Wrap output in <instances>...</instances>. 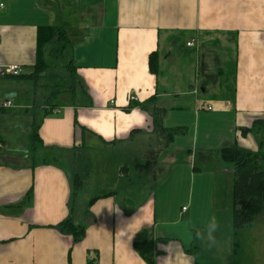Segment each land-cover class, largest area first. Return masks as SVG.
<instances>
[{
  "label": "crops",
  "instance_id": "1",
  "mask_svg": "<svg viewBox=\"0 0 264 264\" xmlns=\"http://www.w3.org/2000/svg\"><path fill=\"white\" fill-rule=\"evenodd\" d=\"M43 27L65 30L79 83L45 106L38 126L42 144L38 150L32 145L36 154L16 151L4 155L10 159L6 162L0 156V264H195L173 235L183 221L173 206L180 195L178 172L169 174L159 207L158 186L163 185L158 174L151 179L154 193L132 197L126 172L121 190L111 188L87 200L77 198L69 154L96 140L129 148L154 138L152 117L130 109L132 98L154 100L165 110L163 127L181 131L164 150L157 142L137 172L158 168L174 150L176 159L185 157L177 162L188 166L184 180L194 182L211 169L215 180L227 172L233 183L234 167L222 160V149L236 146L264 154V0H0V76H9L4 71L15 65L20 78L24 74L35 81L37 34ZM179 37L194 54V86L183 93L160 91L161 69L175 56ZM192 40L197 42L188 48ZM20 90V83L0 82V103L5 102L1 95L16 97ZM180 98L188 101L178 104ZM204 103L211 109L204 110ZM187 120L194 123L193 132ZM201 121L205 138L199 143ZM190 132L193 149L178 147ZM4 142L0 139V145ZM46 148L57 149L52 162L44 155ZM181 205L188 208L191 223L198 202L189 197ZM67 219L86 226L80 242L57 228ZM144 230L148 236L141 235ZM136 242H146L145 256Z\"/></svg>",
  "mask_w": 264,
  "mask_h": 264
},
{
  "label": "rangeland",
  "instance_id": "2",
  "mask_svg": "<svg viewBox=\"0 0 264 264\" xmlns=\"http://www.w3.org/2000/svg\"><path fill=\"white\" fill-rule=\"evenodd\" d=\"M181 38L179 45H176L173 52L175 56L172 57L171 61L165 63L163 70L161 69L160 91L183 93L191 90L194 86V83H191L190 75L191 65L195 62L194 54L185 48L186 40ZM67 46L68 42L65 41L64 43L49 44L45 47L42 56L47 68L39 80L30 82L31 80H28L24 74L22 78L0 76L1 83L4 81L21 84V90L18 91L17 96L9 99L12 102V108L0 113V139L5 140L4 144L0 145V156L4 160L3 162L10 161V159H6L5 154H16V151H19L22 156L36 154L32 148V140L36 135L38 126L45 118L44 108L47 106L48 99L64 89L77 86L78 82L74 78L75 71L70 63V52L67 50ZM163 76H166V79H162ZM1 96V100H7L6 96ZM200 97L207 100L209 96L206 97L201 93ZM188 99H193V97H188ZM168 101L173 102V100ZM187 101L186 98H180L177 103L185 104ZM55 104L60 105L59 101ZM204 122H200L199 143L203 142L205 138ZM185 123L192 124L190 126L193 132L194 123H190L188 120ZM192 132L187 133L188 136H183L177 146L192 150L193 146L190 144L193 140ZM216 136L217 133L211 135L210 143H215ZM156 137L158 138V135L154 138H145L141 143L136 142L129 148L121 145L106 147L103 142L96 140L91 147L81 148L77 152L70 153L69 157L74 162L70 166L68 165V168L71 167L69 172L72 174V178L78 174L83 181L82 187L78 190L77 198L79 196L91 200L97 195L105 194L111 188L121 190L124 185L126 186V179L122 180L123 174L126 172L130 173L132 197L140 192L142 197L143 194L155 192L154 189H150L153 185L151 179L152 176L158 174V183L163 185L162 188L158 186L159 207V199L166 194L167 185L165 183L171 181L169 174L178 172L180 195L177 198L173 196L176 200L173 206L175 205L174 208L183 221L173 229V235L174 238H177L178 243L183 244L189 253V258L195 264H264V214L252 226L240 230L237 238L234 236L232 220L233 183L227 172L220 180H215L211 169L203 170L202 175H197L194 182L190 177L184 180V177L189 176L188 172L186 173L188 166L179 163L177 165V162L184 160L185 157L180 156L176 159L174 150L170 152L166 161L159 160L158 168L153 165L152 170L148 173L137 172L135 167L139 164H145L149 160L148 157H151V152L157 142L161 146L158 147L161 150H164L165 146L168 145L162 137L157 139L158 141ZM34 145L36 150L40 149L38 148L40 145L38 140ZM43 150L49 162H52L53 158L58 155L57 149L46 148ZM167 166L170 167L167 169ZM184 166H186L185 169ZM202 178L203 181H201ZM95 183L98 184V188L92 189ZM202 185H204L205 190L203 194L199 192ZM191 187H194V191L190 192ZM161 193H163V197L159 196ZM189 197H192L194 202H198V210H196L191 223H188L187 220L188 208L182 209L183 206L181 205L182 201ZM193 211L194 209H192V213ZM213 216H215L219 227L213 233L216 244L209 248L207 227L210 220L207 219ZM204 218L206 219L204 220ZM197 233H200L201 236L198 237ZM146 253H148L147 250Z\"/></svg>",
  "mask_w": 264,
  "mask_h": 264
},
{
  "label": "trees",
  "instance_id": "3",
  "mask_svg": "<svg viewBox=\"0 0 264 264\" xmlns=\"http://www.w3.org/2000/svg\"><path fill=\"white\" fill-rule=\"evenodd\" d=\"M65 41L69 43L66 32L62 28L43 27L38 30L37 63L35 65V73L32 76L33 79L38 80L47 68V64L42 56L45 47L49 44L64 43ZM153 60L152 56L150 60L151 71L155 72L156 67ZM15 78H20V76ZM74 78L79 83L76 73H74ZM65 91H72V88L64 89L57 95L50 96L47 104H52L57 96ZM132 108H140L152 117L155 134L159 138L162 137L166 143L171 141L181 131V129L168 131L163 127L165 110L157 108L154 100H150L147 103H139L137 100H132L130 109ZM1 111L4 112V110ZM38 129L39 127L32 140L34 144L37 140L42 144ZM221 158L225 163L231 164L234 167L232 220L234 236L237 238L240 230L244 227L252 226L264 214V154L261 151L251 152L234 146L222 149ZM72 184L76 190L80 189L83 185L82 178L78 174H75L72 178ZM57 228L61 232L71 236L76 243L80 242L86 235V226H80L71 219L61 222ZM141 235L148 236L149 233L144 230ZM141 244L136 242V248L142 256H145L144 248L148 246L146 242ZM147 260L150 261L148 258Z\"/></svg>",
  "mask_w": 264,
  "mask_h": 264
},
{
  "label": "built area",
  "instance_id": "4",
  "mask_svg": "<svg viewBox=\"0 0 264 264\" xmlns=\"http://www.w3.org/2000/svg\"><path fill=\"white\" fill-rule=\"evenodd\" d=\"M196 40H192L191 42L187 43V47L188 48H193L196 44ZM19 72H20V67L19 66H10L8 67L5 71H4V74L6 75H9V76H13V77H17L19 76ZM132 100H135L132 98ZM12 102L10 100H6L5 102L3 103H0V111L1 110H8L10 108H12ZM202 108L204 110H210L211 109V106L208 104V103H204L202 105Z\"/></svg>",
  "mask_w": 264,
  "mask_h": 264
},
{
  "label": "clouds",
  "instance_id": "5",
  "mask_svg": "<svg viewBox=\"0 0 264 264\" xmlns=\"http://www.w3.org/2000/svg\"><path fill=\"white\" fill-rule=\"evenodd\" d=\"M219 227L217 220L215 218V216H213L208 224L207 227V241H208V247L211 248L212 246H214L216 244V240L215 237L213 235V233L216 232L217 228ZM197 236L200 237L201 234L197 233Z\"/></svg>",
  "mask_w": 264,
  "mask_h": 264
},
{
  "label": "water",
  "instance_id": "6",
  "mask_svg": "<svg viewBox=\"0 0 264 264\" xmlns=\"http://www.w3.org/2000/svg\"><path fill=\"white\" fill-rule=\"evenodd\" d=\"M0 73H2V72L0 71ZM14 97H15L14 94H10V95H7V96H6L7 99H9V98H14Z\"/></svg>",
  "mask_w": 264,
  "mask_h": 264
}]
</instances>
